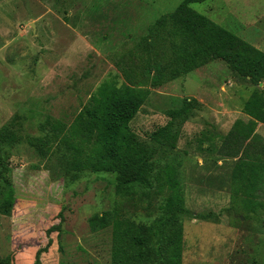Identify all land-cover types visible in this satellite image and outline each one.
<instances>
[{"label":"rangeland","instance_id":"obj_1","mask_svg":"<svg viewBox=\"0 0 264 264\" xmlns=\"http://www.w3.org/2000/svg\"><path fill=\"white\" fill-rule=\"evenodd\" d=\"M180 1L0 0V128L8 126L18 136L0 151L1 258L11 264H109L110 229L91 232L90 215L118 208L122 216L145 224L158 216L162 196L153 188L122 197L115 193L114 173L69 170L66 151L44 121H71L108 74H120V67L143 55L134 53L136 44ZM190 6L249 43L264 31V0ZM249 21L255 25L247 27ZM178 72L152 71L151 93L130 126L154 148L155 171L172 158L180 162L187 209L182 264H264V206L246 212L232 200V160L199 148L206 145L200 144L202 132L209 130L219 143L235 119L246 118L241 109L255 85L218 59L186 75ZM184 100L192 111L174 128L176 148L151 141L150 134L168 122L167 111ZM258 133L264 137V126ZM34 137L49 139L42 147L45 156L28 143ZM5 182L15 197L7 212L1 208ZM58 224L60 234L48 236ZM49 237L52 243L43 250Z\"/></svg>","mask_w":264,"mask_h":264},{"label":"trees","instance_id":"obj_2","mask_svg":"<svg viewBox=\"0 0 264 264\" xmlns=\"http://www.w3.org/2000/svg\"><path fill=\"white\" fill-rule=\"evenodd\" d=\"M203 1L181 0L172 12L160 16L135 46L134 53L143 55H135L133 65L125 60L129 65L120 67V74H108L71 121L50 117L44 121L57 146L66 151L69 170L114 173L115 193L122 197L143 187L162 196L160 213L148 224L122 216L118 208L89 216L91 232L110 229L109 264H182V220L187 209L180 162L172 158L155 171L154 148L140 141L130 126L151 93L147 86L150 78L154 80L152 71L159 74L166 70L173 75L179 70L180 75H186L218 59L255 85L241 109L246 118L235 119L219 143L209 130L202 132L200 144L206 145L199 148L220 160H232V200L241 202L246 212L264 206V137L256 132L257 124H264V89L256 86L264 79V52L190 6ZM191 111L192 104L186 100L181 107L168 110V122L153 131L150 140L174 150L179 137L174 128L177 122L184 123ZM17 140L8 126L0 128V151ZM28 143L46 155L42 147L49 139L34 137ZM3 186L1 208L7 212L14 206V189L8 182ZM52 232L59 235L60 225L51 226L47 235ZM51 243L49 237L43 250ZM59 249L62 251L61 246ZM0 264L11 261L0 257Z\"/></svg>","mask_w":264,"mask_h":264},{"label":"crops","instance_id":"obj_3","mask_svg":"<svg viewBox=\"0 0 264 264\" xmlns=\"http://www.w3.org/2000/svg\"><path fill=\"white\" fill-rule=\"evenodd\" d=\"M261 18H257L256 23L257 22H261L263 16H260ZM247 27L255 25V22L249 21V23H246ZM262 34L258 35V36H254L252 38V41L250 44H252L253 46H255L256 48L262 50L264 52V31H261ZM259 85H261V88L264 89V79L262 82L259 83ZM235 121V120H234ZM264 124L262 123H258L257 127H256V132L258 133V130L263 127ZM259 134V133H258Z\"/></svg>","mask_w":264,"mask_h":264}]
</instances>
